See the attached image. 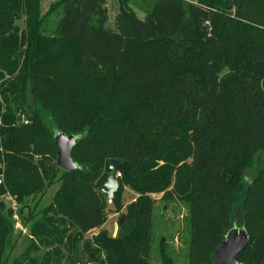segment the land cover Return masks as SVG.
Segmentation results:
<instances>
[{"label": "trees", "instance_id": "obj_1", "mask_svg": "<svg viewBox=\"0 0 264 264\" xmlns=\"http://www.w3.org/2000/svg\"><path fill=\"white\" fill-rule=\"evenodd\" d=\"M39 1L0 0V196L22 205L34 240L11 264H61L58 250L67 264H150L154 195L188 205V264H213L237 216L249 236L239 264H264V165L242 180L264 153V0H154L143 19L120 0L112 27L105 0L43 15ZM56 133L78 137L76 170L56 167ZM106 160L128 162L132 180L110 202L117 235L86 239L109 216L95 189ZM56 182L50 204L30 208ZM124 184L136 197L122 212ZM11 217L0 202V264ZM34 244L51 261L31 257Z\"/></svg>", "mask_w": 264, "mask_h": 264}, {"label": "rangeland", "instance_id": "obj_2", "mask_svg": "<svg viewBox=\"0 0 264 264\" xmlns=\"http://www.w3.org/2000/svg\"><path fill=\"white\" fill-rule=\"evenodd\" d=\"M58 0H40L39 1V12L41 15L49 11L50 5H53ZM120 0H105L104 8L107 13L108 25L113 26L115 18L118 14V9L120 6ZM125 8H129L137 17L143 19L147 11L151 8L154 0H125L123 1ZM17 16V15H15ZM17 18V17H16ZM47 18V17H46ZM26 17L21 16L15 21V25L19 29H23L25 26ZM53 22V19L48 20V29ZM230 72L227 68H223L219 71L218 77L222 80L229 76ZM4 78H0V88ZM264 165V153H258L254 160L252 161L251 166L245 169L242 180L245 184H250L254 177L257 175V172ZM59 188V183H52L45 186L44 192L38 194L37 196L30 198L28 200L30 208L36 206V211L42 210L52 201L53 195L56 190ZM136 197L135 193L130 189L126 184L122 187V212H124L125 206L131 203ZM152 198L155 200L151 216V255H150V264H161L159 251L162 248L167 253L168 256H171L175 264H188V249L190 241V225L188 217V205L186 202L180 200H175L171 202H166L160 200L161 195H154ZM13 199V198H12ZM14 200V199H13ZM0 202L5 206V209L12 212L11 220L14 224V230L9 236V239L5 245L4 249V264H11L12 261L18 258L25 250L32 244L33 237L29 233V225L23 226L22 219L19 217L18 212L21 210V216L26 217L27 213L22 209V205H18L15 202V209L13 210L12 203L6 200V194L0 196ZM109 215H115L111 220L109 219L106 222V229L109 233L113 232L114 226L117 225L118 214L113 212V206L108 203ZM241 218L237 216L234 220V224H241ZM90 234H86L85 238L89 239ZM35 245V244H34ZM37 250L30 253V256L37 258L43 261H51L49 258L50 255H55L54 249H43L37 244L35 245ZM81 251V244L78 247ZM61 254V264L66 263V252L64 250H58ZM49 258V259H48ZM83 261H86L88 258L86 255H83Z\"/></svg>", "mask_w": 264, "mask_h": 264}, {"label": "water", "instance_id": "obj_3", "mask_svg": "<svg viewBox=\"0 0 264 264\" xmlns=\"http://www.w3.org/2000/svg\"><path fill=\"white\" fill-rule=\"evenodd\" d=\"M54 145L57 147L56 167L65 172H71L77 169V165L71 159L72 148L78 141V137L73 135L66 136L62 133L54 135ZM130 165L128 162L117 160H106L103 165V171L95 182V189L99 191L108 203L111 202L113 195L118 191L121 180L130 181ZM118 174L121 178L118 177ZM249 236L241 224L232 222L229 230L226 231L223 240L217 245V248L211 256L213 264H239L237 256L246 248ZM75 264H91V257L86 261H81L75 257Z\"/></svg>", "mask_w": 264, "mask_h": 264}, {"label": "crops", "instance_id": "obj_4", "mask_svg": "<svg viewBox=\"0 0 264 264\" xmlns=\"http://www.w3.org/2000/svg\"><path fill=\"white\" fill-rule=\"evenodd\" d=\"M134 199H135V198H134ZM114 216H115V215H109L107 221H108L110 218L112 219ZM111 219H110V220H111ZM105 227H106V223H105L104 225H102L100 228H98V229H94V230L90 231V232L87 233V234H90V236L92 237V236L96 235L99 231L106 230L107 233L109 234V236H111V237H115V236L117 235V232H118V227H117V225L114 226L113 232H111V233H109V231H108ZM91 237H90V238H91ZM90 238H89V239H90ZM86 239H87V238H86Z\"/></svg>", "mask_w": 264, "mask_h": 264}, {"label": "built area", "instance_id": "obj_5", "mask_svg": "<svg viewBox=\"0 0 264 264\" xmlns=\"http://www.w3.org/2000/svg\"><path fill=\"white\" fill-rule=\"evenodd\" d=\"M206 25H208V23H206ZM21 123L23 124H27V121L25 120H21ZM118 177L121 178V176L118 174ZM2 184V178H0V185ZM6 200L10 201L12 203V209L14 210L15 209V202L14 200L12 199V197H10L9 195H6Z\"/></svg>", "mask_w": 264, "mask_h": 264}]
</instances>
